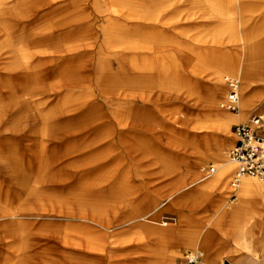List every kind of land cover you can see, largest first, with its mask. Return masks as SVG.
Here are the masks:
<instances>
[{
    "label": "bare ground",
    "instance_id": "1",
    "mask_svg": "<svg viewBox=\"0 0 264 264\" xmlns=\"http://www.w3.org/2000/svg\"><path fill=\"white\" fill-rule=\"evenodd\" d=\"M60 1L50 7L39 4L35 15L34 0H0V16L6 12L3 5L16 2L12 11L21 17L20 20L26 19L16 24L10 21L9 25L0 24V162L4 167L13 166L6 175L10 182L15 183L17 177L14 176L17 173L14 168L18 167L20 161L17 145L23 144L24 152L28 150L34 154L29 163L34 162L38 168L40 186L37 199L41 204L35 209V216L64 223L69 228L87 226L76 223L77 220L98 223L106 231L104 235L109 237L111 248L107 247L106 241L94 246L93 239L85 234V257L77 252L83 242L69 236L71 231L64 232L63 236L57 232V236L49 234L48 243L55 239L57 244L52 243L54 249L60 248L52 253L50 247L49 264H99L90 259L97 248L105 249L102 251L107 264H130L135 259L138 260L136 263L141 264V258L131 259L133 255L127 252H123L125 260L117 259L122 255L112 248L118 241L120 243L122 237L119 234L124 232V221L138 215V207L124 211V196L128 194H125V187L120 188L121 197L113 196L115 193H112V188L106 185L111 182L106 177L120 167V160L125 155L136 159L142 153L145 156L150 152H164L160 145L161 137L166 132L158 125L157 117L148 112L154 109L156 100L147 95L149 79L142 75L152 73V67L149 66L152 60L158 64L155 69L159 71L152 78L155 85H159L158 81L166 77L160 72L164 70L161 64L166 46L163 41H158L155 31L166 19L156 16L152 20L145 10L152 0ZM212 1L200 0L194 8L195 12L189 10L182 13L181 18H175L179 26L184 27L183 33L188 39L201 42L208 37L217 45L228 43L232 46L234 56L226 61L219 59L214 64L213 59L204 58L200 52L198 54L194 49L191 50V45L184 49V52H193L202 59L207 70L215 72L206 80V99L209 103L202 105L205 107L203 114L194 120L178 115L173 120L177 129L174 128L171 144L177 152L190 153L193 161L183 162L184 159L180 158L181 162L170 165L168 174L172 176L175 173L177 178L175 188H170L169 192L183 190L181 186L189 181L188 187L193 184L205 185L207 188L225 185V192L214 196L215 200L210 206L213 214L221 212L226 218L224 225L219 224L220 231L237 249L248 246L247 238L253 233V223L258 222L259 226L264 227L262 213L258 216L250 210L233 208L226 198V194L232 191L242 196H260L264 200V179L242 175L235 182L238 166L230 160L228 146L229 141H237L231 132L232 123L243 120L257 109L264 119V97L259 100L260 104H256L257 94L253 87L258 79L264 83V52L251 55L248 50L254 41L246 38L243 31L238 33L236 23L229 22L237 16V12L249 14L254 5L252 1ZM64 11H81L83 14L73 15L70 22L64 19L66 16L55 17ZM50 17H55L54 21L42 28L47 35L37 36L33 31L28 33L29 27L36 30L37 21L39 23ZM203 19H214L218 23L215 28L206 27L198 33L188 30L191 26L197 30ZM175 20L172 19L173 22ZM261 26H264V15ZM84 28L87 29L85 36L82 34ZM15 35L19 38L15 39ZM74 35L78 38L73 39ZM58 37H70L73 41L65 47L54 46L55 38ZM46 41L50 43L45 49ZM138 72L141 74L137 77ZM230 80L238 83V113L221 108L226 107L224 103L232 89ZM190 96L195 103L198 101L195 93L191 92ZM111 127L119 128L118 136L114 134L115 128ZM93 135L98 138L96 145L84 143L85 140H91ZM77 137L82 141L69 143ZM207 161L221 168L213 174H198V168L204 171ZM191 169L195 171L190 172ZM26 177L23 182H26ZM71 188L82 191L66 194V190ZM191 193L187 191L184 198ZM172 195L169 193V196ZM157 203L152 198L151 210L159 207ZM177 204L182 224L177 230L181 246L204 247L209 259L214 258L223 263L224 251L229 242L222 240L220 245H216L209 228L204 237L199 234L198 227L194 232L188 231L193 219L185 211L187 204ZM91 229L85 233L89 234ZM148 231L150 236H155L152 238L156 241H165L155 227H148ZM175 253H168V264H177ZM156 256L159 254L154 251L151 258L154 260ZM204 262L203 259L199 264ZM235 262L239 264L242 261L235 258Z\"/></svg>",
    "mask_w": 264,
    "mask_h": 264
},
{
    "label": "rangeland",
    "instance_id": "2",
    "mask_svg": "<svg viewBox=\"0 0 264 264\" xmlns=\"http://www.w3.org/2000/svg\"><path fill=\"white\" fill-rule=\"evenodd\" d=\"M199 1L200 0H152V3L145 9L147 13L151 15L152 20L156 16L166 19L163 24H160L157 28H155L156 34L158 35V41H163V45L166 46L164 51L162 52L164 54V59L161 66L164 68V70L160 71L161 73L163 72L166 77L165 79H163V81H158L159 85H155V81L152 78L155 76L154 74L158 73L159 71L155 69L158 64H156L155 62L153 63L152 60L149 62L150 65L148 63V65L152 67V69H150V72L152 73H143L142 75L143 78L147 80L149 79L148 81L150 87L147 88V95L153 100H156L153 106L155 110H149L148 112L153 114L154 117H157L158 125L161 126L166 133L165 135H162V145H160L161 147H163L164 152H150L145 156L143 155V153L142 155L140 154L143 159H150V165L156 168L157 173L154 174L153 178L154 184L151 183L152 185L148 186L149 176H147V172H140V170L138 169L139 166L136 165V163H129L131 166L129 178L130 182L137 183L136 188L139 189L140 194L145 195L147 193H150V191H156V188L161 190L164 189V192L161 191L162 193L160 195L156 194L158 199H156V201H158L159 205L158 203L157 205L159 207L156 206L157 208L155 210H151L152 208L150 207L152 206V199H147V207H144L143 211L141 210V213H147L149 212V210H151L150 213H148L149 215H147L149 216V220L147 222L148 224L147 226H145L147 237L142 238V240L139 241L138 233H131V236L134 237L133 244H136L138 242L139 243L138 246L131 245L130 243L129 245L131 247L127 253L133 255L131 259L141 258V264H168V253L170 251L176 252L175 254L177 264H187L186 254H188V252L202 251L203 253L205 252L204 254H206V251H204V247L201 246L195 248L190 246H181L177 230L179 229V227H181L182 224L178 217L179 208L177 202L179 204L181 203L182 205L187 204L186 208L184 206L185 211H188L193 219L192 223L188 225V227L191 228L188 229V231L190 230L194 232L196 227H198L200 231L199 234H202L201 237H204L207 228H209L208 230L210 231V234L214 236V243H216V245H220L222 240H226L227 242H229L227 237H225V234H222L219 228V224L224 225L226 223V218H224L221 212H215L213 214L211 211L212 207L210 206V203L215 200V198H213L214 196L218 195L219 193L223 194L225 192V185H222V187H218L219 189L217 187L207 188L205 185L200 186L199 184H193L188 187L187 185L189 184V181L186 183V185L181 186L183 190L179 191V189H177L169 192L170 188H175L176 184L174 183L175 179L177 178V176H175V173H172V176L168 174V168L170 167V165L175 166L176 162H181L180 158L184 159L183 162L193 161V156L190 153L187 152L183 154V152H177L176 148H174L173 144H171L174 139L173 133L175 134V129H177V126L173 123V120L177 115L178 117L185 116L194 120L195 117L197 118V116H201L203 114L205 107H203L202 105L204 103H209V101L206 99V80L210 74L215 72V70L212 69L207 70L206 66L204 65L205 62L202 59H200L193 52H184V49L187 48L186 46L191 45V50L194 49L196 52H198V54L200 52L201 56L204 58L213 59L212 63L214 64H216L219 59H221L222 61H226L228 58L234 56L233 51H231L232 46L228 43L217 45L214 44L213 41L208 37L203 38L201 42H196L185 37V34L183 33L184 27L181 25L179 26L180 23H177L176 18H181L182 13H185L189 10L195 12L194 8L195 6H197ZM249 1H252L254 3L250 13L239 14L237 12V16H235V18L233 19H230L229 22L233 21L234 23H236V31L238 33H241V31H243L246 38L254 41L253 45L249 46L248 51L251 55H255L256 53H262V51L264 52V26H261L264 15V2H262L261 0ZM202 8H206V6H202ZM77 14H83V12L64 11L59 13L55 17L66 16L64 19L67 20V22H70V18H72L73 15L75 16ZM7 17V19L11 22H14L17 19L12 15H9ZM55 17L46 18L39 23H37V21L36 30L33 27H29L28 29L30 30H28V33L30 31H33L36 32L37 36L47 35V33L42 30V28L45 24L54 21ZM173 18L174 20L176 19L174 22L172 21ZM168 19H171V21L167 22ZM241 20L245 21H243L242 25L240 24ZM200 23L201 25L197 30L192 29L191 27L193 26L188 27V30H193L192 32L194 33L195 31L196 33L200 31L202 32L206 27L211 26L215 28V24H217L218 22L214 19H203ZM86 31L87 29H82V34L84 36L87 33ZM254 32V37H251ZM16 36L17 35H15V37ZM18 38L19 37H16L15 39ZM77 38L78 36H73V39ZM73 39L71 40L70 37L55 38L54 46L65 47L67 45H70ZM49 43L50 42L48 41L45 42V49ZM100 43L101 39L99 44ZM2 48L3 50H6L4 46H2ZM138 73L139 74H137V77L138 75L140 76L141 72ZM97 74H99V72H97ZM253 85L255 93L257 94L256 104H260L259 100L264 97V83L258 79L257 82ZM226 88H228V85L226 86ZM191 92L195 93V96H197L198 101L196 103L190 96ZM221 108L225 111L229 110L226 109V107L221 106ZM229 112L238 113L239 110H229ZM260 112L261 111L257 109V111L249 113L243 120H240L237 123H232L233 125L231 126V132L234 133V138H237L234 127L239 123L248 122L253 116L257 114L260 115ZM261 123L263 124L261 131L264 134V119ZM32 125L33 124H30V126ZM138 127L142 128L140 127V125ZM118 129L117 127L115 128L116 132L114 134L116 136L119 135ZM81 141V138L77 137L75 138V140L69 141V143L75 144L76 142ZM97 142L98 138L94 135L93 137H91V140L84 141V143H87L91 146L96 145ZM228 143L230 151V149L236 143H233V141H229ZM17 147V149L20 151V161L18 167L14 168L15 172L17 173V176H14L17 177L15 183L10 182L9 177L6 175V172H8L7 170L11 169L13 166L11 165V167H8V165L7 167H4L0 162V223H5V225H8L7 222L10 220L9 216L10 218H13L15 224L14 229L15 232H17V236L19 237V243L14 246L17 252L20 251L21 253V251H24L26 257L29 258L28 250L30 249L32 250V252L34 250L35 256H33V258L30 260L27 259L25 264H49L47 239V226L49 225H47V221H50L52 219L48 220L49 218H46L44 216L37 217L34 214L35 209H38L39 205L41 204L37 199V195L39 192L38 187L40 186V184L38 183V168L34 162L30 161L29 163V160L34 158V154L30 153L28 150H25L24 152L23 144L17 145ZM155 151H157V149ZM262 158L264 160V151L262 152ZM210 164H212V162L207 161V167ZM192 170L194 169H191L190 172ZM197 171V173L201 175L206 172L205 170L199 171V168ZM185 173L186 172H183V174ZM25 175H27V177L25 178L26 182H23L22 180ZM168 183H170V187H167ZM185 187L187 190L185 189ZM77 191L82 190H74L73 188H71L69 190H66V194L74 193ZM187 191L193 193L189 194V196H187L185 199L184 195ZM120 192V189L116 192H113L115 193L113 196L116 195L121 197ZM93 193H95V191ZM169 193H173V195L169 196ZM173 198L175 200H173ZM226 198L230 206H232L233 208L250 210L251 213L258 216L260 213H262L264 220L263 197H258L256 195L242 196L236 192L231 191L226 194ZM124 200L125 204H128L129 202L134 200L138 201L134 198L128 199L127 195L124 196ZM134 206L138 207L137 210L139 214V206L137 204ZM24 209H27V212L23 211ZM13 215H15V217H13ZM160 220H163V226H160L157 223ZM253 225L254 226H252L251 224L253 233L247 238L248 246H244V248L242 246L235 249L234 243L230 241L227 249L224 251L223 262L226 259L229 260L231 264H238L235 262L236 258V260L242 261L239 264H264V227H261V225L259 226L258 222L253 223ZM150 226H153L159 230L160 236L165 239L164 242L161 243L159 241H156L155 239H153L155 238V236H150V231H148V227ZM4 229L10 228L5 227ZM54 240L51 241V243L54 244V242H56ZM139 249H143L145 250V252H141V250ZM154 251L155 253H158L159 256H156L153 260V258H151V254ZM121 255L123 257L120 260H125V256L123 255V253H121ZM209 257L211 256L209 255ZM203 259L205 261L203 264H206L208 262L215 264L220 263L218 260H214V258L209 259L207 254L204 255ZM136 262H138V260L135 259L133 260V262L131 260L130 264H138Z\"/></svg>",
    "mask_w": 264,
    "mask_h": 264
},
{
    "label": "crops",
    "instance_id": "3",
    "mask_svg": "<svg viewBox=\"0 0 264 264\" xmlns=\"http://www.w3.org/2000/svg\"><path fill=\"white\" fill-rule=\"evenodd\" d=\"M19 1H27V0H19ZM35 1V15L36 13L38 12V5L39 4H42L40 6H43V7H50V6H53L54 4L56 3H59L61 2L60 0H34ZM49 3V4H48ZM14 5H17L16 2L14 3H11V4H7V5H3L2 7L4 8V14L0 16V24L2 26H4V24L7 23V25H9V20L7 19L9 15H12V16H15V18H17V20H15L14 22H11V24H16V23H19V22H22V21H26V20H20L21 17H19L18 15H15L14 12L12 11V7ZM32 6V5H31ZM6 14V15H5ZM4 23V24H3ZM5 32V31H4ZM123 158V159H122ZM121 160H120V167L117 168L116 170L112 171V173H110V176L106 177V179L111 182L110 185H108V183H106L107 185V188H112V193L113 192H116L118 191L121 187H125V194L126 192L128 194L127 197L128 199H131V198H134L138 201H131L129 202L128 204H126L124 207H123V210L126 212L128 210H132V208L134 207L133 204H137L140 208L139 210V214L132 217L131 219L129 220H126L124 221V224H125V228H124V232H122V234H119L121 238L120 240V243L119 241L115 244V247H112V248H115L116 252L117 253H123V252H128L130 250V243L131 245H137L138 246V243L136 244H133V241H134V237L131 236V233L132 232H137L138 235H139V238L138 240L141 241L142 238H145L147 237V232L145 230V226H147V222H148V217L147 215H149L148 213H150V210L149 212L147 213H141V210L143 211L144 207L146 208L147 207V204H148V200L150 199H157V195H160L162 192H164L163 190L161 189H155L156 191H150V193H147V194H140L139 192V189H137V183L136 182H130V165L129 163L133 162V163H136V165L139 166V170L140 172L144 171V172H147V176H149V185H152L151 183H153V178H154V174L157 173L156 171V168H154L152 165H150L149 160H145L143 159L141 156L140 157H137L136 159H131L129 158L128 156H124L122 157ZM129 160V161H128ZM149 163V164H148ZM123 169V170H122ZM105 180V181H107ZM154 184V183H153ZM139 186V185H138ZM170 183H168V186L167 187H170ZM123 191V189H122ZM130 191V192H129ZM162 191V192H161ZM148 199V200H147ZM158 200V199H157ZM24 211V210H23ZM27 212V210H26ZM12 215V214H10ZM13 217H15V215H13ZM9 221L7 222L8 225L5 223H0V264H25L26 260L27 259H32L33 256H35V252L33 250H28V257H26V254L24 251H18L15 249V245H17L19 243V237L17 236V232H15V229H14V220L13 218H10L9 216ZM129 221V222H128ZM52 222V223H51ZM83 223V224H87V226H79L77 225V227L75 228H69L67 225H65L64 223H60V222H57L55 220H51V221H47V227H50V228H47V236L49 234L51 235H55L57 236V234H60L61 236H63V233L66 232V231H71V233L69 234V236H72V238L76 239L77 241H82L83 243L80 244L79 246H82L81 248H78V255H81V256H85L86 257V252H85V245H86V238H85V234L86 236L90 237L93 239V244L94 246L96 245H99L102 241H106V245L107 247L109 246L111 248V242H109V237H106V235H104V228L98 224V223H90V222H84V221H81V220H77L76 223ZM160 226H163V220H160L157 222ZM98 224V225H97ZM51 225H55V226H51ZM10 228V229H4V228ZM117 227V226H116ZM90 228H92L90 231V233H85L86 230H89ZM162 229V227H161ZM74 231V232H73ZM6 232V233H4ZM55 232V233H54ZM57 232V234H56ZM59 232V233H58ZM88 232V231H86ZM103 232V233H102ZM106 232V231H105ZM50 236V235H49ZM11 238V239H10ZM49 241V240H48ZM51 241L53 240H50V242L48 243V252L51 251L50 250V247L52 248V253H56L57 250H60L59 249H54V246L52 245ZM56 243V242H54ZM108 243V244H107ZM124 243V244H123ZM57 244V243H56ZM56 246V245H55ZM78 246V247H79ZM136 246V247H137ZM143 247V246H142ZM102 250H105V249H102ZM102 250H99V248H97L95 250V252L93 254L90 255V259L94 262H98L99 264H105L107 262V259H106V256H104V251ZM118 250H123V251H118ZM101 251V252H100ZM142 251V250H141ZM128 258V257H127ZM117 259H122V256L120 257H117Z\"/></svg>",
    "mask_w": 264,
    "mask_h": 264
},
{
    "label": "built area",
    "instance_id": "4",
    "mask_svg": "<svg viewBox=\"0 0 264 264\" xmlns=\"http://www.w3.org/2000/svg\"><path fill=\"white\" fill-rule=\"evenodd\" d=\"M229 85L231 91L229 92L225 101V106L231 111L237 110V103L239 96L237 93L238 83L236 80H230ZM263 118L257 114L253 116L248 122L237 124L235 134L237 136L236 144L230 149V160L237 164L236 181L240 180L242 175L257 177L264 179V160L262 152L264 150V137L262 135ZM221 167L213 164L208 165L204 170L210 174L216 173ZM235 184V183H234ZM204 253L202 251L188 252L186 254L187 264H198L202 262ZM206 264H215L208 262ZM217 264H231L229 260H224L223 263Z\"/></svg>",
    "mask_w": 264,
    "mask_h": 264
}]
</instances>
